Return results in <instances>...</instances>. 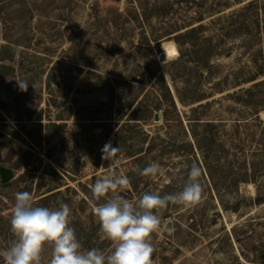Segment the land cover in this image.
<instances>
[{
  "label": "rangeland",
  "instance_id": "rangeland-1",
  "mask_svg": "<svg viewBox=\"0 0 264 264\" xmlns=\"http://www.w3.org/2000/svg\"><path fill=\"white\" fill-rule=\"evenodd\" d=\"M192 27L197 31L175 39ZM167 41L177 55L163 54ZM181 53L190 58L182 72L174 63ZM202 55L210 56L200 70L194 59ZM0 63V166L14 172L0 180V250L15 239V194L27 191L36 200L54 188L39 206L68 204L77 238H90L108 255L112 244L91 212L103 202L91 191L95 181L113 173L129 177L130 186L116 194L130 200L153 191L176 194L195 163L203 198L160 210L154 264H264V108L254 114L237 99L264 80V0H0ZM170 71L178 73L177 87L205 96L203 106L191 112L199 103L176 98V108L158 104L160 84L150 74L174 92ZM255 73V80L243 81ZM110 83L119 87L113 98ZM130 97L145 100L138 118L148 105L158 108L146 121L126 124ZM192 132L201 149L175 152L194 139ZM109 143L120 148L121 164L113 169L102 159ZM27 152L28 165L15 168ZM152 162L163 176L139 174ZM252 164L254 180L234 184L232 176L250 172ZM41 257L48 264L50 246Z\"/></svg>",
  "mask_w": 264,
  "mask_h": 264
},
{
  "label": "clouds",
  "instance_id": "clouds-1",
  "mask_svg": "<svg viewBox=\"0 0 264 264\" xmlns=\"http://www.w3.org/2000/svg\"><path fill=\"white\" fill-rule=\"evenodd\" d=\"M19 86L22 90L27 88L26 83L21 82ZM102 152V159L109 161V169L121 164L117 156L119 147L109 143ZM137 170L141 176L150 178L163 176L165 172L157 162ZM201 175L202 169L193 163L182 191L163 196L155 191L146 192L135 200L116 194L130 186L127 176L113 173L97 179L91 191L97 201L103 202L93 207V213L103 237L112 244L108 255L96 248L82 250L76 231L70 226L68 204L60 203L55 209L35 206L29 192H17L10 214V230L15 239L9 247L0 250V259L3 264H41L42 251L50 246L48 264H154L152 235L161 230L160 210L170 203L192 206L200 202L203 198Z\"/></svg>",
  "mask_w": 264,
  "mask_h": 264
},
{
  "label": "trees",
  "instance_id": "trees-1",
  "mask_svg": "<svg viewBox=\"0 0 264 264\" xmlns=\"http://www.w3.org/2000/svg\"><path fill=\"white\" fill-rule=\"evenodd\" d=\"M196 31H197L196 27H192L188 32H185L181 35H178L177 37H175V39L179 40V38L187 37L189 34L196 32ZM176 42H177L178 46H180L182 44V41L181 42L176 41ZM199 45L201 48L202 45L201 44H199ZM183 56L184 55L181 53L180 56L178 57V59L174 62L178 65H180V64L182 65V68H180V70H179L181 72H182V69H185L186 61L190 59V58L185 59ZM209 56L210 55H202L201 57L197 56L196 59H194L195 67L199 68L200 70L202 68H206V66H208L207 64H208ZM0 68H5V64L0 63ZM259 74L260 73H255V75H252L250 77H246L243 81L244 82L253 81V80H255L256 76H258ZM150 75L152 76V78H154V81L157 84H160V87L158 89L160 94H158V95H160L161 100H157L158 104H161V101L164 100L171 107L176 108L175 98L181 104H185V105L193 104V103H199L200 101H202L205 98V96L202 93H199L196 90V88L189 87L188 85L183 87V88L177 87L175 85L176 81L179 78L177 72L173 73L170 71V73H169L170 78L172 80L174 92L169 87V85L164 82L163 77L161 75H154V74L152 75V73ZM0 76L4 77V74L0 72ZM262 85H264V80H258L256 82H253L250 86L242 89L243 90L242 95L237 96V99L239 98L240 102L243 103V105L249 107L251 109L252 113H254V114H257L259 109L264 108V90H260V87ZM142 87H143L142 85L138 87L139 93L144 92ZM255 88H258L259 92H255L253 90ZM108 89L110 91V95L112 98H113V94L116 93V90L119 91V87H116L113 83L109 84ZM240 96H242V97H240ZM137 99L138 98H136V97L135 98L130 97V99H128V103H127L126 108H128L130 110V112L127 115L126 124H131L133 122H136L137 120L146 121L147 114L152 113V111H155L158 108V105H155V107L148 105L147 108L145 110H143V115H141V117L138 118L137 112L139 111V108L145 102V100H143V98H141L137 101ZM201 106H203L202 103H199L195 107H191L190 111L193 112ZM121 115L122 114L118 112V117L116 119L121 120L122 119ZM176 116L180 117V115L178 113L176 114ZM195 119H197V118H195ZM179 121H180V118H179ZM133 124H136V123H133ZM131 126H135V125H131ZM189 126H190V129H192L191 125H189ZM192 136L194 138L193 140H189V141H185V142L180 143L179 145L174 147V151L178 152V153L181 152V153H185V154H190L191 152H193L194 149H201V147L198 144V137L193 132H192ZM151 148H152V146L150 145L147 147V150H150ZM28 154H31V153L27 152L26 154L22 155L17 161H15L14 167L19 168L23 165H28V160L30 157V155H28ZM47 156L49 157L50 155H47ZM254 173H255V171H254L253 164H252V170L250 172H248L246 169H244L241 173H237V175L232 176L233 177L232 182L234 184H237L238 182H247L249 180H254ZM131 184L133 185V183H131ZM213 185L216 186L215 183H213ZM53 189L54 188H50V189H47L43 193H39L37 195L36 200H34L35 206H39L41 203L47 201L50 197H52L55 194L54 192H51V191H53ZM98 204L99 203H96V205H98ZM91 212L93 213L92 208H91ZM78 240L82 244L83 251L91 250L92 248L98 249L97 247H95V245L93 243H91L90 238H86L85 241L80 240V239H78Z\"/></svg>",
  "mask_w": 264,
  "mask_h": 264
},
{
  "label": "water",
  "instance_id": "water-1",
  "mask_svg": "<svg viewBox=\"0 0 264 264\" xmlns=\"http://www.w3.org/2000/svg\"><path fill=\"white\" fill-rule=\"evenodd\" d=\"M116 1H120V0H116ZM158 116L155 113L154 114V120H157ZM14 176V172L11 168L5 167V166H0V180L1 182L5 183L9 180H11Z\"/></svg>",
  "mask_w": 264,
  "mask_h": 264
},
{
  "label": "bare ground",
  "instance_id": "bare-ground-1",
  "mask_svg": "<svg viewBox=\"0 0 264 264\" xmlns=\"http://www.w3.org/2000/svg\"><path fill=\"white\" fill-rule=\"evenodd\" d=\"M162 50H163V54L166 57H169L172 55H177V53H178L177 48L172 41H167V42L163 43L162 44Z\"/></svg>",
  "mask_w": 264,
  "mask_h": 264
},
{
  "label": "snow or ice",
  "instance_id": "snow-or-ice-1",
  "mask_svg": "<svg viewBox=\"0 0 264 264\" xmlns=\"http://www.w3.org/2000/svg\"><path fill=\"white\" fill-rule=\"evenodd\" d=\"M174 54V53H173Z\"/></svg>",
  "mask_w": 264,
  "mask_h": 264
}]
</instances>
